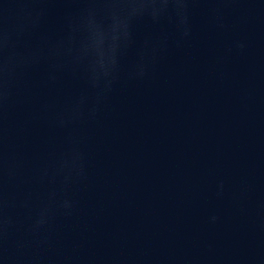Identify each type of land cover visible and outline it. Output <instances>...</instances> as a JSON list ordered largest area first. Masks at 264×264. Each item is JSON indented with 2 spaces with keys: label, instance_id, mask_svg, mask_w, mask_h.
<instances>
[{
  "label": "water",
  "instance_id": "95a60500",
  "mask_svg": "<svg viewBox=\"0 0 264 264\" xmlns=\"http://www.w3.org/2000/svg\"><path fill=\"white\" fill-rule=\"evenodd\" d=\"M0 264H264V0H0Z\"/></svg>",
  "mask_w": 264,
  "mask_h": 264
}]
</instances>
